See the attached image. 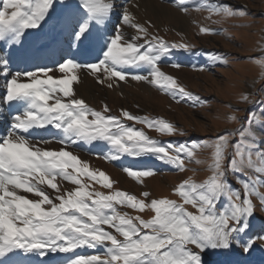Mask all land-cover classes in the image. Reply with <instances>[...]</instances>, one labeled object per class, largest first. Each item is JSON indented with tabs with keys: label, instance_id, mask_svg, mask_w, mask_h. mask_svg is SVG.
<instances>
[{
	"label": "snow or ice",
	"instance_id": "1",
	"mask_svg": "<svg viewBox=\"0 0 264 264\" xmlns=\"http://www.w3.org/2000/svg\"><path fill=\"white\" fill-rule=\"evenodd\" d=\"M171 2L188 14L196 0ZM0 5V41H6L9 47L7 53L0 52V78L5 89L0 107L7 106L10 119L6 134L0 135V264H33L35 258H39V264H52L47 258L59 254H65L63 264H220L212 258L233 254L247 257L257 246L264 250V223L259 232H254L253 223L257 207L264 211V192L260 191L264 187V110L259 114L249 110L239 128L225 130L209 140L190 145L161 144L125 121L162 135L185 133L163 118L134 115L126 109H121L118 116L110 115L107 104L97 110L76 96L73 85L79 82L81 70H88L109 88L114 86V78L118 83L130 77L156 87L177 103L189 100L195 107L201 98L186 91L177 78L160 67L163 58L177 50L190 51L192 45L168 42L150 33L148 27L134 22L127 7L118 12L116 0H0ZM195 10L207 11L209 19L212 15L247 14L220 0H199ZM113 15L120 23H112ZM49 21L51 26L43 31ZM123 25L137 34L129 39ZM31 29H40L42 34L25 48L23 38ZM199 31L214 34L206 26ZM261 53L249 59L264 76V48ZM14 58H55L56 68L13 70ZM210 59L227 64L220 55H211ZM55 71L61 76L49 75ZM239 100L256 103L247 93H242ZM260 104L264 105V100ZM227 119L238 122L234 114ZM50 129L58 133L52 139L33 136ZM96 141L110 146L103 154L106 161L150 154L178 171L185 170V158L202 163L195 156L198 150L207 148L211 150V175L200 183L191 178L181 181L172 189L179 200L150 199L148 191L141 193L144 199H139L114 189L116 181L107 173L92 169L68 150L80 142ZM52 142L62 147H41ZM122 171L140 182L154 175L150 168L123 167ZM229 173L240 189L232 188ZM64 182L73 187H63ZM92 182L110 191H97ZM25 194H31V198ZM221 199L226 203L218 208ZM118 206L141 213L148 209L153 215L144 219L121 212ZM85 247L102 251L93 255L76 253Z\"/></svg>",
	"mask_w": 264,
	"mask_h": 264
},
{
	"label": "rangeland",
	"instance_id": "2",
	"mask_svg": "<svg viewBox=\"0 0 264 264\" xmlns=\"http://www.w3.org/2000/svg\"><path fill=\"white\" fill-rule=\"evenodd\" d=\"M198 2L199 0H196V3ZM220 2L230 4L234 9H242L247 14L235 17L212 15L209 19L207 11L195 10L196 3L190 4L191 10L188 14H184L173 6L171 0H116V10L118 12L127 7L134 17V22L148 27L150 33L158 34L168 42H185L192 45L190 51L177 50L170 56L163 58L160 67L166 74L177 78L179 84L184 86L186 91L201 98V103L195 107L191 106L189 100L177 103L156 87L144 82L133 81L130 77H126V81H119L118 83L116 82L118 78H114V86L109 88L107 83L97 82L95 76L89 74L88 70H82L84 83L81 85H75L74 83L73 85L76 96L84 99L87 104L97 110H102V106L107 104L111 109L110 115L118 116L121 109H126L134 115L163 118L185 133L184 135H180L179 132L174 135H162L155 129H149L142 124L125 121L129 126L134 125L135 128L142 129L149 137L161 144L190 145L193 142L212 139L225 130L239 128L249 110L258 114L264 110V105L260 104V101L264 100V76L261 75L259 66L249 59L250 57L261 56V48H264V0H220ZM49 22L44 25L46 31L51 26L52 22L50 25ZM112 23H120L115 15L112 17ZM149 23L151 27H149ZM201 26L209 27L214 34L200 33L199 28ZM122 28L129 39L137 34L136 30L128 25H123ZM26 36H30V38ZM35 38L36 34L34 35L33 29L29 34L26 30L23 38L24 47H31L30 42H35ZM139 42L143 43V40ZM8 51L7 42L0 41V52L7 53ZM211 55L224 57L227 64L213 63L210 59ZM53 59L46 58L44 62V59H42L43 63L40 64L52 62ZM22 61L26 60L14 58L13 70L33 69L26 65L29 69H25L26 67L23 65L25 62ZM27 63L30 64V67L36 66L31 61H27ZM176 63H179L181 67H172ZM45 66L52 69L56 68L55 62ZM134 71L143 72L145 70L134 69ZM49 75L61 76L58 71L50 72ZM4 92V80L0 78V96ZM242 93L249 94L250 99L255 100L256 103L246 104L240 102L239 97ZM203 101L208 103H203ZM17 107L22 110V106ZM234 109H239V111L234 112ZM0 112L4 113L3 116H0V135H3L6 134L10 123L9 109L5 105L0 107ZM15 114L16 111L12 110V115ZM233 114L238 117V122L227 119L228 116ZM51 131L53 133L48 134V136L40 133L39 135L33 134V136L37 139L41 137L52 139L53 134L58 135L56 130ZM96 142L98 146H101L99 151L83 142L70 146L68 150L77 154L80 159L87 161L92 169L103 170L107 173L113 181H116L113 185L114 189L134 194L139 199H144L141 193L148 191L151 193L150 199L168 197L169 199L179 200V197L172 193V189L181 181L191 178L192 181L200 183L211 175L208 169V165L211 163V150L207 148L200 149L196 153L195 159L202 161V163H196L195 160L190 161L185 158V170L178 171L174 166L165 164L150 154L146 155L144 161L139 164L137 162L143 156L137 159L124 155L120 160L106 161L103 154L109 150L110 146L106 142ZM41 147L59 149L62 146L59 143L52 142L41 145ZM123 167L133 169L150 168L154 170V175L143 177L141 178L142 182H140L128 177L122 171ZM228 179L232 188H241V185L231 173H229ZM92 186L95 190L104 193L110 191L95 182H92ZM63 187L72 188L73 186L68 182H64ZM260 191L264 192V187ZM25 195H29L31 198V194ZM225 203L226 201L221 199L218 208H223ZM186 207L189 211H194L190 206L186 205ZM119 210L128 212L133 216L141 215L144 219H148L153 215L148 209L143 213L127 207H119ZM253 223L255 225L254 232H259V226L264 223V211H261L259 206ZM99 251L102 250L85 247L77 249L76 253L93 255ZM59 255L63 256L64 254ZM67 255L71 256L72 254ZM233 256L234 260L243 261L241 259L243 256L235 254ZM243 258H245L243 264H255L257 262L263 264L264 250L257 246L250 256ZM63 259L55 264H63ZM212 259L219 261L220 264L222 263L221 256ZM35 260L36 258L33 260V264H39V261L36 262Z\"/></svg>",
	"mask_w": 264,
	"mask_h": 264
},
{
	"label": "bare ground",
	"instance_id": "3",
	"mask_svg": "<svg viewBox=\"0 0 264 264\" xmlns=\"http://www.w3.org/2000/svg\"><path fill=\"white\" fill-rule=\"evenodd\" d=\"M32 30V29H31ZM33 31H34V35L36 34L37 35V33H42V31L40 30V31H38V29H33ZM43 31H46V29H45V27L43 28ZM31 35H33V34H31ZM27 38H30V36H26ZM29 42V41H28ZM31 43V45H33L34 44V42H30ZM45 59L46 58H44V60H43V62L45 61ZM53 60H55V59H53ZM22 62H25V64L23 63V65L25 66H28V67H30V64L29 63H27V61H22ZM42 62V59H40V63H43ZM22 65V64H21ZM23 65H22V67H23ZM21 67V68H22ZM79 82L78 83H75V85H77V84H83L84 83V77H83V72H82V70L80 71V75H79ZM51 130H55V129H50V131ZM50 131H48V132H44V134H46V135H48L49 133H51ZM100 143V142H99ZM90 146H92V147H101V146H98V143L97 142H93V143H91V144H89ZM62 258H64L65 259V254L62 256V255H57L54 259L52 258V257H49V258H47V259H49L50 261H52V264H55V263H58L59 261H60V259H62ZM221 258L222 259H220L221 260V262L223 263V264H228V262H230V261H236V260H234V256L232 255V256H229V257H224V256H221ZM63 259V260H64ZM241 259L244 261L245 260V258H243V257H241ZM36 262L37 261H39V258H36V260H35ZM243 261H239L240 262V264H242V263H244ZM34 262V261H33ZM61 262V261H60ZM245 262H247V261H245ZM221 263V264H222Z\"/></svg>",
	"mask_w": 264,
	"mask_h": 264
}]
</instances>
